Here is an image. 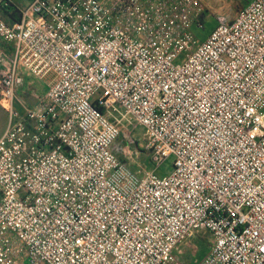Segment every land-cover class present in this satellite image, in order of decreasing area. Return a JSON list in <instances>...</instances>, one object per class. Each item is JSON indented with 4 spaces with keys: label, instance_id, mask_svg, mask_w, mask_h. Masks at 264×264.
Wrapping results in <instances>:
<instances>
[{
    "label": "built area",
    "instance_id": "2783aa9c",
    "mask_svg": "<svg viewBox=\"0 0 264 264\" xmlns=\"http://www.w3.org/2000/svg\"><path fill=\"white\" fill-rule=\"evenodd\" d=\"M26 1L0 0V226L25 264H185L199 230L198 264H264V0L201 43L198 0ZM136 128L141 174L117 157Z\"/></svg>",
    "mask_w": 264,
    "mask_h": 264
},
{
    "label": "rangeland",
    "instance_id": "374dc122",
    "mask_svg": "<svg viewBox=\"0 0 264 264\" xmlns=\"http://www.w3.org/2000/svg\"><path fill=\"white\" fill-rule=\"evenodd\" d=\"M16 8L27 6L26 0H11ZM105 1V0H103ZM199 10L203 16V25L199 26L196 22L191 21L187 25L188 31L199 41L203 42L211 31L217 25V17L224 16L232 19L250 0H198ZM26 82L24 87L19 91V98L27 104L35 103L47 90V85L32 76H25ZM15 109L19 110L17 104ZM8 113L6 105L0 101V136L7 125ZM133 135L137 143L132 145L127 154L117 153V157L127 167L141 174L142 171L152 169L150 164L149 151L145 148V139L143 131L139 128L133 130ZM119 142L122 144V139ZM173 162V158L166 159L157 170V175L167 174ZM0 264H25V249L17 243L15 237L0 226ZM211 248V235L207 230L195 231L191 237L182 240L176 253L178 258L185 264H198L209 252Z\"/></svg>",
    "mask_w": 264,
    "mask_h": 264
},
{
    "label": "trees",
    "instance_id": "16d2710c",
    "mask_svg": "<svg viewBox=\"0 0 264 264\" xmlns=\"http://www.w3.org/2000/svg\"><path fill=\"white\" fill-rule=\"evenodd\" d=\"M0 15L7 21L12 22L18 20L20 17L19 11L15 7H10L9 10L2 11ZM28 76H32L31 74H27ZM33 77V76H32Z\"/></svg>",
    "mask_w": 264,
    "mask_h": 264
},
{
    "label": "crops",
    "instance_id": "0c3cea01",
    "mask_svg": "<svg viewBox=\"0 0 264 264\" xmlns=\"http://www.w3.org/2000/svg\"><path fill=\"white\" fill-rule=\"evenodd\" d=\"M249 2V1H248ZM233 19V18H232Z\"/></svg>",
    "mask_w": 264,
    "mask_h": 264
}]
</instances>
